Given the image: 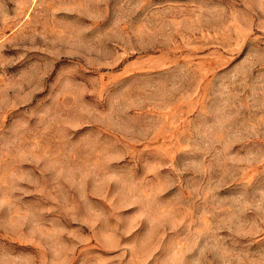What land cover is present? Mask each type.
I'll list each match as a JSON object with an SVG mask.
<instances>
[{
	"label": "rangeland",
	"instance_id": "obj_1",
	"mask_svg": "<svg viewBox=\"0 0 264 264\" xmlns=\"http://www.w3.org/2000/svg\"><path fill=\"white\" fill-rule=\"evenodd\" d=\"M0 264H264V0H0Z\"/></svg>",
	"mask_w": 264,
	"mask_h": 264
}]
</instances>
